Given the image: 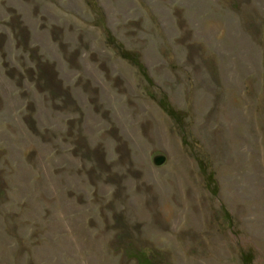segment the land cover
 Listing matches in <instances>:
<instances>
[{
  "label": "rangeland",
  "instance_id": "1",
  "mask_svg": "<svg viewBox=\"0 0 264 264\" xmlns=\"http://www.w3.org/2000/svg\"><path fill=\"white\" fill-rule=\"evenodd\" d=\"M0 264H264V0H0Z\"/></svg>",
  "mask_w": 264,
  "mask_h": 264
},
{
  "label": "water",
  "instance_id": "2",
  "mask_svg": "<svg viewBox=\"0 0 264 264\" xmlns=\"http://www.w3.org/2000/svg\"><path fill=\"white\" fill-rule=\"evenodd\" d=\"M151 161L154 166H160L164 162V157L162 155H155Z\"/></svg>",
  "mask_w": 264,
  "mask_h": 264
}]
</instances>
